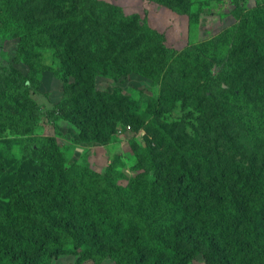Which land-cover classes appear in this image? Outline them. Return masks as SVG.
Returning a JSON list of instances; mask_svg holds the SVG:
<instances>
[{
  "label": "trees",
  "instance_id": "trees-1",
  "mask_svg": "<svg viewBox=\"0 0 264 264\" xmlns=\"http://www.w3.org/2000/svg\"><path fill=\"white\" fill-rule=\"evenodd\" d=\"M85 1L50 0L49 9L33 17L16 14L23 0H0V37H15L20 57L29 62L44 48L57 51L53 68L59 69L66 93L75 91L61 119L76 126L77 140L83 142L108 141L118 117L132 124L141 120L133 99L119 87L113 93L100 90L97 75L118 79L133 72L158 82L168 62L176 61L178 83H164L168 91L143 110L159 160L145 155L149 171L124 186L116 166L104 174L79 164L67 171L61 147L41 136L36 122L29 90L45 68H35L13 96L0 94V264H51L56 255L78 248L93 257L109 255L116 264H188L200 253L216 264H256L264 248V169L223 161V153L198 132L156 116L161 100L187 105L211 90L216 80L194 52L207 43L175 51L145 17L102 0H89L84 7ZM175 1L189 11L185 0ZM259 22L264 10L244 12L243 61L236 70L224 66L228 89L216 108L215 129L227 142L231 128L239 126L245 141L264 144V30ZM237 48L226 46L232 53ZM208 101L215 105L212 94ZM147 146L153 148L149 141Z\"/></svg>",
  "mask_w": 264,
  "mask_h": 264
},
{
  "label": "rangeland",
  "instance_id": "rangeland-1",
  "mask_svg": "<svg viewBox=\"0 0 264 264\" xmlns=\"http://www.w3.org/2000/svg\"><path fill=\"white\" fill-rule=\"evenodd\" d=\"M102 1L120 6L125 14L136 13L141 18L145 17L152 27L164 34L165 44L175 51H182L198 42L207 43L202 49L199 48L194 52L203 56L202 59L207 63L212 77L216 80L211 90L203 91L204 97L201 100L197 102L191 100L187 105L180 100H161L156 109V116L174 123L177 128H185L191 133L198 132L211 147L223 153V161L231 158L247 166L253 165L264 169L263 143L245 141L239 126L231 128L232 137L229 142L225 140L224 135L217 134L215 129V122H219L216 108L224 97L223 91L228 89V84L222 79L225 75L224 66L236 70L243 61L239 52L245 43L244 32L240 27L244 12L254 9L258 14H262L264 0H185L189 11H185L175 0L172 2L175 5L156 0ZM88 4L89 0H86L83 6L86 7ZM49 7L50 0H23L21 5L15 6V12L17 15L35 17L46 12ZM194 14H198V17L192 20L190 16ZM260 27L264 30V22L260 23ZM235 44L238 45L236 53L226 49V46L234 47ZM204 50H207V53ZM248 52H252V44L249 45ZM57 56L56 50L44 48L38 58L29 62L20 57L18 41L15 37H0V94L3 96L11 92L13 96L17 89L22 87L24 78L35 68L44 66L42 72L35 74L38 83L36 87L30 88L29 94L33 100L32 107L36 108V122L41 136L54 139L61 147L65 169L71 170L74 164L87 165L95 172L104 174L109 166H116L124 174L118 181L123 186L127 185L137 173L148 172L145 155L151 154L158 161L160 149L154 148V135L148 127L149 122L143 110L149 109L154 97L160 99L168 91L164 83L170 85L178 83V74H181V71L176 69V61L168 62L164 77L158 82L133 72L118 79L104 74L97 75L96 83L100 90L113 93V89L119 87L123 92L122 95L126 93L133 99L136 110L141 113V120L132 124L118 117L108 141L83 142L77 140L76 126L61 119L62 109L74 99L75 91L66 93L59 69L53 68L55 66L53 59ZM66 77L73 80L70 74ZM210 94L214 97V106L208 101ZM221 115L225 114L221 112ZM215 138L218 140L215 141ZM148 141L153 148L147 146ZM144 146H147L146 153L141 152ZM212 160L217 164L220 161L216 155H213ZM108 178L112 181V172ZM31 226L34 227L33 223ZM69 251L71 252L56 255L51 264H116L109 255L89 256L83 248ZM255 263L264 264V248L256 256ZM188 264H216V259L208 260L200 253Z\"/></svg>",
  "mask_w": 264,
  "mask_h": 264
}]
</instances>
